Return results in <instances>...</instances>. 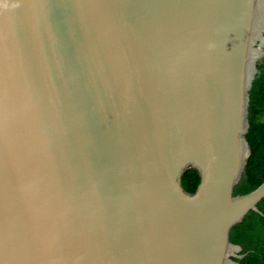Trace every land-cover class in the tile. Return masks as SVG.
<instances>
[{"label": "water", "instance_id": "obj_1", "mask_svg": "<svg viewBox=\"0 0 264 264\" xmlns=\"http://www.w3.org/2000/svg\"><path fill=\"white\" fill-rule=\"evenodd\" d=\"M263 59L264 0H0V264H240Z\"/></svg>", "mask_w": 264, "mask_h": 264}, {"label": "trees", "instance_id": "obj_2", "mask_svg": "<svg viewBox=\"0 0 264 264\" xmlns=\"http://www.w3.org/2000/svg\"><path fill=\"white\" fill-rule=\"evenodd\" d=\"M258 67L259 74L251 92V127L247 137L251 156L235 195L248 194L264 181V59ZM199 183V173L194 169L186 171L182 176L183 187L190 193L196 191ZM258 208L263 215L251 211L231 232L232 242L240 245L243 248L242 254H246L239 260L240 264H264V199Z\"/></svg>", "mask_w": 264, "mask_h": 264}]
</instances>
